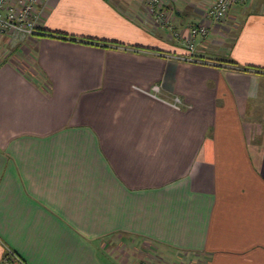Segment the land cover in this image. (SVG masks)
<instances>
[{
	"label": "crops",
	"instance_id": "1",
	"mask_svg": "<svg viewBox=\"0 0 264 264\" xmlns=\"http://www.w3.org/2000/svg\"><path fill=\"white\" fill-rule=\"evenodd\" d=\"M213 1L42 0L0 32V264H264V0Z\"/></svg>",
	"mask_w": 264,
	"mask_h": 264
},
{
	"label": "built area",
	"instance_id": "2",
	"mask_svg": "<svg viewBox=\"0 0 264 264\" xmlns=\"http://www.w3.org/2000/svg\"><path fill=\"white\" fill-rule=\"evenodd\" d=\"M42 0H0V32L7 33L9 31L24 32L34 34L39 32L37 27L40 20V11L37 5ZM250 0H214L207 10V16L214 22L222 21L231 7L235 4L246 3ZM162 0H149L151 10L156 15V20L159 23L168 22V16L165 10L161 8ZM199 33H207L205 26L194 27L191 29L189 38L186 39L185 45L189 53L183 56H177L187 62H197L195 56L196 51V35ZM176 57V56H175ZM154 91L159 90V86L153 87ZM155 95V94H152ZM180 102L179 97L175 96L172 100L173 105ZM14 259L21 260L12 252H8Z\"/></svg>",
	"mask_w": 264,
	"mask_h": 264
},
{
	"label": "trees",
	"instance_id": "3",
	"mask_svg": "<svg viewBox=\"0 0 264 264\" xmlns=\"http://www.w3.org/2000/svg\"><path fill=\"white\" fill-rule=\"evenodd\" d=\"M41 33H42V32H41ZM43 33H44L45 35L56 36V37L63 38V39H68V38H69V39H72V40L75 39L74 37L68 36V35H66V34L57 33V32H52V31L44 30V29H43ZM43 33H42V34H43ZM86 40H87V39H86ZM87 41L97 42L96 40H95V41H93V40H87ZM103 44H106V43L103 42ZM234 66H235L236 68H238V69H242V70H248V69H249V68H245V67H238V66H236V65H234ZM6 259L12 261V256L8 253L7 256H6Z\"/></svg>",
	"mask_w": 264,
	"mask_h": 264
},
{
	"label": "rangeland",
	"instance_id": "4",
	"mask_svg": "<svg viewBox=\"0 0 264 264\" xmlns=\"http://www.w3.org/2000/svg\"><path fill=\"white\" fill-rule=\"evenodd\" d=\"M9 49V48H8ZM11 49V48H10ZM152 253V252H151ZM156 256L158 255V254H155ZM160 257V256H159ZM161 257H164V256H162L161 255ZM161 257L159 258V259H156V257H154L153 256V259L155 260V262L156 261H159L160 263H166V260H163V259H161ZM99 258H100V260H101V262H102V264H117L114 260H113V258L110 256V255H107V254H105V253H100L99 254ZM165 259V258H164ZM192 260L193 261H196L197 259L196 258H192ZM170 261H167V263H169ZM197 262V261H196Z\"/></svg>",
	"mask_w": 264,
	"mask_h": 264
}]
</instances>
